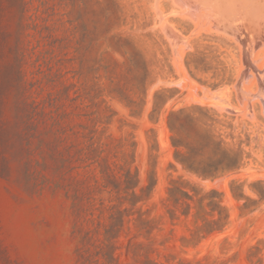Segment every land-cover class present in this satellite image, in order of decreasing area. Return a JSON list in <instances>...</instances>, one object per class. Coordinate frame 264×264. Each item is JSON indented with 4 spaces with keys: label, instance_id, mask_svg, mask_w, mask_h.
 I'll return each instance as SVG.
<instances>
[{
    "label": "rangeland",
    "instance_id": "obj_1",
    "mask_svg": "<svg viewBox=\"0 0 264 264\" xmlns=\"http://www.w3.org/2000/svg\"><path fill=\"white\" fill-rule=\"evenodd\" d=\"M180 110L244 165L186 172L168 124ZM179 179L224 194L222 230L205 236L219 212L196 219L169 196ZM259 180L264 20L238 41L177 0H0V264H264Z\"/></svg>",
    "mask_w": 264,
    "mask_h": 264
},
{
    "label": "trees",
    "instance_id": "obj_2",
    "mask_svg": "<svg viewBox=\"0 0 264 264\" xmlns=\"http://www.w3.org/2000/svg\"><path fill=\"white\" fill-rule=\"evenodd\" d=\"M190 56V55H189ZM202 61L187 60V66L190 70H205L204 59ZM203 64V67H201ZM215 84V86H217ZM184 110L178 112H171L168 116V124L174 132L172 135V142L176 148L175 160L179 162L186 172L197 175L202 179L218 178L222 175L238 171L244 165L243 150L241 147L235 148L228 146L225 140L218 134L214 133L209 128H199L194 122L192 115H180ZM207 116V115H206ZM206 126H210L206 124ZM264 180H259L258 183H263ZM171 187H169V196L175 202L186 198L195 202L198 209L196 219L199 218L200 211H207L206 204L210 207V215L214 216L215 210L219 212L218 219L209 220L207 224H217L212 229H205V236L215 230H222L227 224L230 217L228 209L222 207V197L217 200L214 194L223 196V193L213 189L203 193V189L196 190V187L184 182L183 180H172ZM191 186L194 193H190L186 188ZM231 194L236 199L246 198L247 195L243 190V183L238 180H232L230 183ZM176 191V193H173ZM260 199H264V191L256 189L255 191ZM133 203L137 201V195L134 193ZM219 203V206H218ZM188 207L191 208L189 202ZM187 214V213H185Z\"/></svg>",
    "mask_w": 264,
    "mask_h": 264
},
{
    "label": "water",
    "instance_id": "obj_3",
    "mask_svg": "<svg viewBox=\"0 0 264 264\" xmlns=\"http://www.w3.org/2000/svg\"><path fill=\"white\" fill-rule=\"evenodd\" d=\"M198 23L229 32L238 41L264 20V0H177Z\"/></svg>",
    "mask_w": 264,
    "mask_h": 264
},
{
    "label": "bare ground",
    "instance_id": "obj_4",
    "mask_svg": "<svg viewBox=\"0 0 264 264\" xmlns=\"http://www.w3.org/2000/svg\"><path fill=\"white\" fill-rule=\"evenodd\" d=\"M243 38H244V37H243ZM245 39H246V38H245ZM248 39H249V38H248ZM246 40H247V39H246ZM246 40H245V41H246ZM246 42H247V41H246ZM246 42H245V43H246ZM243 43H244V42H243ZM248 43H249V42H248ZM241 44H242V43H241ZM251 44H252V43H251ZM247 45H248V44H247ZM251 46H252V45H251ZM248 57H249V56H248ZM250 58H251V57H250ZM247 63H248V62H247ZM252 67H253V66H252Z\"/></svg>",
    "mask_w": 264,
    "mask_h": 264
}]
</instances>
